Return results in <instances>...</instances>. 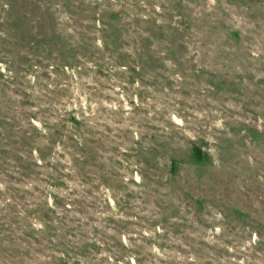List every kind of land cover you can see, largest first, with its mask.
I'll return each mask as SVG.
<instances>
[{"label": "rangeland", "instance_id": "obj_1", "mask_svg": "<svg viewBox=\"0 0 264 264\" xmlns=\"http://www.w3.org/2000/svg\"><path fill=\"white\" fill-rule=\"evenodd\" d=\"M0 264H264V0H0Z\"/></svg>", "mask_w": 264, "mask_h": 264}, {"label": "trees", "instance_id": "obj_2", "mask_svg": "<svg viewBox=\"0 0 264 264\" xmlns=\"http://www.w3.org/2000/svg\"><path fill=\"white\" fill-rule=\"evenodd\" d=\"M110 15L112 16V13H110ZM113 17V16H112ZM121 54H124V53H121ZM157 56H160L159 54H156V55H154V58H156ZM111 62H113V61H111ZM101 65H103V60L102 59H99V61H98V65L96 66V67H98L99 69H100V67H101ZM131 68L132 69H136V70H138V69H140L141 67H139V65L138 66H136V65H132L131 66ZM138 68V69H137ZM142 70V69H141ZM32 165H34V164H32ZM35 165H36V163H35Z\"/></svg>", "mask_w": 264, "mask_h": 264}]
</instances>
